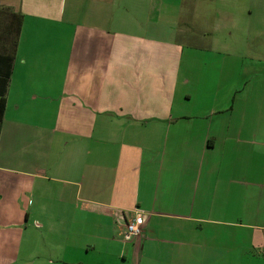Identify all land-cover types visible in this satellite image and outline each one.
Here are the masks:
<instances>
[{
    "label": "crops",
    "instance_id": "1",
    "mask_svg": "<svg viewBox=\"0 0 264 264\" xmlns=\"http://www.w3.org/2000/svg\"><path fill=\"white\" fill-rule=\"evenodd\" d=\"M252 23L264 0H0V264H264Z\"/></svg>",
    "mask_w": 264,
    "mask_h": 264
},
{
    "label": "rangeland",
    "instance_id": "2",
    "mask_svg": "<svg viewBox=\"0 0 264 264\" xmlns=\"http://www.w3.org/2000/svg\"><path fill=\"white\" fill-rule=\"evenodd\" d=\"M243 25V24H242ZM264 27V24H253L252 23V33H259ZM233 40H230L233 44H236L238 50L248 51L249 55L253 57H264V37L262 38H251L247 40V37L242 34V32H238L237 34H233ZM247 42V43H246Z\"/></svg>",
    "mask_w": 264,
    "mask_h": 264
},
{
    "label": "built area",
    "instance_id": "3",
    "mask_svg": "<svg viewBox=\"0 0 264 264\" xmlns=\"http://www.w3.org/2000/svg\"><path fill=\"white\" fill-rule=\"evenodd\" d=\"M142 223H143V216L138 214L133 221L127 224V230L124 236L126 241H132L134 238L139 237L141 235Z\"/></svg>",
    "mask_w": 264,
    "mask_h": 264
},
{
    "label": "trees",
    "instance_id": "4",
    "mask_svg": "<svg viewBox=\"0 0 264 264\" xmlns=\"http://www.w3.org/2000/svg\"><path fill=\"white\" fill-rule=\"evenodd\" d=\"M18 18L17 22L16 20H14V31H21V27H22V23H23V16L21 14H15L14 18ZM5 106H6V99L5 97H2L0 100V108L1 110H5ZM2 114H0V131H1V124H2Z\"/></svg>",
    "mask_w": 264,
    "mask_h": 264
}]
</instances>
